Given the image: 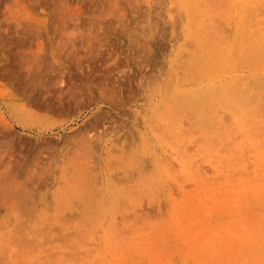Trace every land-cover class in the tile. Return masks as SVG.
I'll use <instances>...</instances> for the list:
<instances>
[{
    "label": "rangeland",
    "instance_id": "obj_1",
    "mask_svg": "<svg viewBox=\"0 0 264 264\" xmlns=\"http://www.w3.org/2000/svg\"><path fill=\"white\" fill-rule=\"evenodd\" d=\"M225 1L226 7L218 0L205 13L202 0H0V264H264V66L240 61L238 67L236 58L232 69L215 67L191 78L182 71L183 61L188 60L184 53L193 49L192 38L202 25L208 24L207 32L213 29L218 39L225 35L223 42L233 43L232 48L238 37L251 47L264 45V0H252L249 5V0ZM242 3L244 8L238 6ZM256 4L261 9L256 10ZM219 9H224L226 16L218 14ZM214 15L218 22L222 17L225 24L215 23ZM215 24L220 29L215 30ZM255 35L262 39L253 43ZM224 72L238 80L237 85L246 83L241 89L244 115L240 116L241 124L252 121L250 125L246 122V129L243 125L239 128V117L228 119L232 114L224 105L214 104L210 109L209 116H217L218 124V120L212 123L211 117L206 119V112L198 113L204 104L200 95L229 77H224ZM164 100L175 107L170 116L176 119H167ZM183 100L187 109L180 107ZM172 102L178 104V110ZM162 111L169 122L163 121ZM176 111L184 118L177 117ZM223 119L236 121L227 125L234 129L235 124V129H226ZM155 120L159 123L154 126L150 121ZM200 121L208 124L200 128ZM210 122L217 124L215 132H209L212 140L217 134V142L221 138L217 148L205 144L209 134L205 143L199 144ZM170 123L173 133L180 128V139L176 133L177 140L172 138ZM187 129L196 133L190 140L192 134L188 136ZM165 130L169 137L164 136ZM85 160L93 165L91 173L96 180L91 184H96L95 196H99L95 201L100 202L95 205L93 201L97 209L92 204L86 212L90 218L83 215V195L79 194L80 199L78 193L84 192V187L76 178L79 171L74 173ZM170 162L174 166L165 173ZM132 168L136 174L128 180L129 185L125 177ZM150 172L153 177L147 176L149 181L144 183L143 176ZM234 176L240 179L236 181ZM130 188L136 192L130 194ZM73 214L75 218L70 217ZM80 214L81 219L85 216L82 220ZM64 215L75 220L68 221ZM63 219L74 223L73 228ZM112 226H117L119 238ZM20 229H28L30 237L25 235L24 240L21 236L25 243L21 240L19 246H23L18 250L14 239ZM64 234L74 237V242L69 238L65 242ZM74 243L81 249L75 250ZM78 249L84 257L82 251L78 255Z\"/></svg>",
    "mask_w": 264,
    "mask_h": 264
},
{
    "label": "bare ground",
    "instance_id": "obj_2",
    "mask_svg": "<svg viewBox=\"0 0 264 264\" xmlns=\"http://www.w3.org/2000/svg\"><path fill=\"white\" fill-rule=\"evenodd\" d=\"M176 1H177V0H176ZM181 1H182V0H181ZM217 1H218V0H202V2H200V3L203 4V5L205 6L204 11H205V13H206V12L208 11V10H206V8L210 7L211 5H213V4H214L215 2H217ZM219 1H223L222 3H219V4H222V7H226V5H224V4H226V1H225V0H219ZM224 1H225V2H224ZM229 1H230V0H229ZM235 1H236V0H235ZM239 1H240V0H239ZM244 1H245V0H244ZM259 1H260V0H259ZM194 2H195V1H194ZM231 2H232V1H231ZM241 2H242V0H241ZM241 2H240V3H241ZM249 2H252V0H249L247 5L250 4ZM257 2H258V1H257ZM181 3H182V2H181ZM211 3H213V4H211ZM228 3H229V2H228ZM236 3H237V2H236ZM198 4H199V3H198ZM201 4H199V5L201 6ZM199 5H198V7H199ZM203 5H202V7L204 8ZM223 5H224V6H223ZM237 5H238V4H237ZM237 5H236V7H237ZM240 5H241V6L243 5V8H244V3L239 4L238 6H240ZM247 5H246V6H247ZM256 5H257V6L255 7L256 10H257L258 8L261 9V6H260V5H259V7H258V4H256ZM182 6H183V4H182ZM184 6H185V5H184ZM227 6H228V5H227ZM186 7H187V6H186ZM186 7H185V8H186ZM216 7H218V6H216ZM232 7H233V6H232ZM247 7H248V6H247ZM262 7H263V6H262ZM199 8H200V7H199ZM229 8H230V7H229ZM240 8L242 9V7H240ZM240 8H239V9H240ZM252 8H253V9H252ZM252 8H251V10L254 11V10H255L254 7H252ZM197 9H198V8H197ZM210 9H212V8H210ZM224 9H227V8H224ZM224 9H223V10H224ZM234 9H235V8H234ZM181 10H182V9H181ZM184 10L187 11L186 9L183 8V11H184ZM195 10H196V8H194L193 12H195ZM200 10H201V9H200ZM200 10L198 9V11H200ZM219 10H220V9H219ZM223 10L221 9V10L218 12V14H220L222 17H223V14H224V13H227V12H223ZM227 10H228V9H227ZM229 10H230V9H229ZM229 10H228V11H229ZM232 10H233V8H232ZM242 10H243V9H242ZM245 10L248 11L247 9H244L243 12H245ZM213 11H214V8H213ZM221 11H222V12H221ZM190 12H191V10H190ZM209 12H211V11H209ZM234 12H236V11H234ZM234 12H232V14H233ZM259 12H260V11H259ZM184 13H185V12H184ZM240 13H242V11H241ZM240 13H239V14H240ZM185 14H186V13H185ZM195 14H196V13H195ZM195 14H194V15H195ZM218 14H216V16H217ZM232 14H231V15H232ZM253 14H254L253 16H255V11H254ZM186 15H187V14H186ZM194 15H193V16H194ZM196 15H197V17H198V14H196ZM196 15H195V17H196ZM224 15H225V14H224ZM227 15H228V14H227ZM237 15H238V14H237ZM193 16H192V17H193ZM216 16L214 15L213 18L216 17ZM218 16H219V15H218ZM221 16H220V17H221ZM225 16H226V15H225ZM192 17H191V18H192ZM195 17H194V19H196ZM222 17L219 18V22H218V20H217L218 17H217V19L214 18L215 23H219L220 25H222L223 23L225 24V22H222V20H223ZM228 17H229V16H228ZM231 17H232V16H231ZM239 17H240V16H239ZM241 17H242V15H241ZM243 17H244V16H243ZM243 17H242V18H243ZM245 17H246V16H245ZM250 17H251V16H250ZM203 18H204V17H203ZM234 18H235V17H234ZM251 18H254V17H251ZM188 19H189V18H187V20H188ZM197 19H198V18H197ZM205 19H207V17L204 18L203 20H205ZM221 19H222V20H221ZM229 19H230V17H229ZM231 19H232V18H231ZM201 20H202V19H201ZM211 20H212V16H210V21H209V22H211ZM214 20H213L212 23H214ZM243 20H245V18H243ZM249 20H250V19H249ZM263 20H264V19H263ZM191 21H192V19H191ZM194 21L198 23V20H197V21L194 20ZM220 21H221V22H220ZM234 21H235V20H234ZM236 21L239 22V19L236 20ZM245 21H246V20H245ZM245 21H241V22H242V25H243V22H244V23L247 22V21H246V22H245ZM254 21H255V20H254ZM260 21L263 22L262 19H261ZM189 22H190V21H189ZM192 22H193V21H192ZM205 22H206V21H205ZM250 22H251V20H250ZM258 22H259V21H258ZM258 22H257V23H258ZM190 23H191V22H190ZM207 23H208V21H207ZM232 23H233V22H232ZM239 23H240V22H239ZM188 24H189V23H188ZM193 24H195V23H193ZM193 24H192V27H193ZM219 24H217V25L215 24V25H216L215 28H214L215 30L220 29L221 26H218ZM246 24H249V21H248ZM246 24H245V25H246ZM250 24H251V23H250ZM254 24H255V23H254ZM259 24H260V22H259ZM189 25L191 26V24H189ZM189 25H188V26H189ZM205 25H206V24H205ZM235 25H236V24H235ZM239 25H240V24H239ZM239 25H238L237 27H239ZM242 25H241V26H242ZM251 25H252V24H251ZM186 26H187V25H186ZM186 26H185V27H186ZM194 26H195V25H194ZM202 26H203V27L198 28L199 30L197 29L198 33L196 32V33L194 34V35H197V36H196L197 38L194 36V38H192L194 41H193L192 39H191L192 41H191L190 39H189V41H188V42H190V41L192 42L193 49H192V46H190L192 50H191L190 52H189V50H187V51H188L187 54L184 53V55H186L185 58H187V56H188V60H186L187 62H186V61H183V62H184V67H183L184 69H183V68H181L180 70L178 69L180 72H181V70L183 69L182 71H184V74H185L186 77L189 76V78H191L192 76H195V74L197 75V74H201V73L208 72V71H210V70H213L215 67H219V68H221L220 66H223V67H226V68L229 69V67L231 68V66H232L233 63L235 62L236 58L238 59V63L236 62L235 65H236V64H239L240 61L243 62L242 64H244L245 61H247V62H245V63H248V61H249V62H253V64H254L255 66H254L253 64H252V65H253L254 67H256V66L258 67V66H259V67L261 68V67L264 66V45H260L259 47H257V46H255V47H251V46L249 45L250 42L248 43L246 40H243V38L241 39V37H238V35H237L238 38H237V40L235 41V44H234L236 48H235V47L232 48V46H233L232 44H233V43H232V44H229V45H228V43H227V44L225 45V42H223V41H225V40H222V38H221L222 36H225V35H222V36H221L222 32H223V34L225 33L224 31L220 32L221 34L219 35V37H220V36H221V37H220L219 39H221V40H219L218 37L214 34L213 29H211V32H210V30H209V32H207V29H208L207 27L209 26L208 24H207L206 26H204V25H202ZM228 26H230V25H228ZM232 26H233V25H232ZM255 26H256V25H255ZM210 27L213 28L214 26H211V24H210ZM217 27H218V28H217ZM230 27H231V26H230ZM251 27H252V26H251ZM183 28H184V27H183ZM195 28H196V26L193 27V29H194L193 31L196 30ZM201 28H202V29H201ZM222 28H223V26H222ZM242 28H243V27H242ZM262 28H263V27H262ZM262 28H260V30H262ZM184 29H185V28H184ZM189 29H190V28H189ZM200 29H201V30H200ZM233 29H234L235 32H237L236 30H238V28L235 30L234 26H233ZM239 29H240V28H239ZM244 29H245V28H244ZM252 29H253V27H252ZM252 29H251L250 32H252ZM193 31H192V32H193ZM219 31H220V30H219ZM219 31H218V32H219ZM239 31H240V30H239ZM239 31H238V33H239ZM241 31H242V30H241ZM256 31H257V33H258L259 35L262 33V31H260V32H261V33H260L259 30H257V29H256ZM256 31H255V32H256ZM187 32H188V30H187ZM192 32H191V33H192ZM216 32H217V31H216ZM242 32H243V31H242ZM191 33H190V34H191ZM193 33H194V32H193ZM231 33H232V32H231ZM247 33H248V32H247ZM263 33H264V31H263ZM263 33H262V34H263ZM186 34H187V33H186ZM216 34H217V33H216ZM225 34H226V33H225ZM241 34H242V33H241ZM243 34H244V33H243ZM248 35L250 36V34H248ZM212 36H214V37H212ZM231 36H232V35H231ZM231 36H230L229 38H231ZM233 36H234V35H233ZM256 36H257V35H255L254 39L252 40L253 43H254L255 41H257L259 37H261V36H257V37H256ZM188 37L191 38L190 36H188ZM226 37H227V36H226ZM226 37H225V38H226ZM247 37H248V36H247ZM184 38H185V37H184ZM195 38H196V40H195ZM223 38H224V37H223ZM244 38H245V37H244ZM248 39L251 41V36L248 37ZM259 39L261 40L262 38H259ZM229 40H231V39H229ZM263 40H264V39H263ZM186 42H187V41H186ZM191 42H190V43H191ZM233 42H234V40H233ZM230 43H231V42H230ZM251 43H252V42H251ZM190 45H191V44H190ZM187 46H189V43H187ZM185 48H187V47H185ZM184 50H185V49H184ZM184 50L182 49V51H184ZM182 51H181V52H182ZM178 53H180V52H178ZM182 53H183V52H182ZM250 53H252V55H249ZM180 54H181V53H180ZM185 58H184V59H185ZM183 62L181 61V63H179V62H178V63L182 65ZM185 62H186V64H185ZM179 64H178V65H179ZM174 65L177 66V63H175ZM181 65H179V66L182 67ZM179 66H178V67H179ZM240 66H241V65L239 64L238 67H240ZM178 67H177V68H178ZM235 68H237V66H236ZM223 69H224V68H223ZM231 69H232V68H231ZM176 70H177V69H176ZM254 70H255V69H254ZM221 71H222V70H221ZM224 71H225V70H224ZM175 72H176V71H175ZM217 72H218V70H217ZM228 72H229V71H228ZM182 73H183V72H181V74H182ZM224 73H225V72H224ZM224 73H223V74H224ZM236 73H238V71H236ZM251 73H252V72H251ZM257 73H259V72H256V74H257ZM179 74H180V73H179ZM223 74H222V75H223ZM228 74H229V73H228ZM228 74L225 73L224 77H225L226 75H228ZM259 74H260V73H259ZM190 75H191V77H190ZM202 75H203V74H202ZM208 75H209V74H208ZM231 75H232V73H231ZM234 75H236V74L234 73ZM240 75H241V74H240ZM209 76H212V75H209ZM228 76H229V75H228ZM238 76H239V73H238ZM238 76H237V79H238ZM241 76H244V75L242 74ZM182 77H183V75H182ZM198 77H200V76H198ZM252 77H253V74H252ZM180 78H181V77H180ZM180 78H179V79H180ZM184 78H185V77H184ZM200 78H201V77H200ZM207 78L209 79V77H207ZM207 78H206V79H207ZM221 78H222V77H221ZM221 78H220V79H221ZM226 78H228V79H226ZM226 78H225V79L222 78L223 80H220V79H219L220 81H219L217 84H215V85H213V86L211 85L210 87H207V88L205 89V90H206L205 92H203V91H202L203 93L201 92L202 95H200V93H199L200 97H202V100H201V101H202L204 104L201 106V110H199L200 112H198V113H199V115H200V114H204V112H206L205 114L208 115V116L204 115V117H205L206 119H207V117H211V118L214 120V121H213V120L211 119V122H212V123L215 122V120H216V121L218 120V119H217V116H216V117H215L214 115L209 116V115H210L209 113H212L210 109H213V108H212V107H213L212 105H214V104H217V105H224L225 107H228V108H229V109L227 108V110H229V112H230L232 115H229L228 117H230V118H228V119H233V118H234V120H236V117H239L240 120H241V117H240V116H241V115H244V114H243L244 111L242 112V110H243V106H244V103H243L244 99H243L242 96H241V89L245 88V86H246L245 84H246V83H245V81L243 80L244 82L241 81L242 83H240L239 85H237V81H238V80L233 79L231 76L226 77ZM239 78H241V77H239ZM250 78H251V76H250ZM175 79H176V77H175ZM251 79H252V78H251ZM263 79H264V77H263ZM180 80H181V79H180ZM198 80H199V79H198ZM167 81H168V80H167ZM200 81H201V80H200ZM170 82H171V81H170ZM184 82H186V81H184ZM184 82H183L182 84H184ZM205 82H206V81H205ZM260 82H261V81H260ZM174 83H176V82H173V84H174ZM193 83H194V82H193ZM197 83H198V82H197ZM197 83H196V84H197ZM213 83H214V82H213ZM213 83H212V84H213ZM185 84H186V83H185ZM187 84H188V83H187ZM202 84H204V82H203ZM259 84H260V83H259ZM259 84H258V85H259ZM194 85H195V84H194ZM263 85H264V84H263ZM179 86H180V85H179ZM181 86H182V85H181ZM193 87H194V86H193ZM176 88H178V87H176ZM176 88H175V89H176ZM180 88H181V87H180ZM183 88H184V87H183ZM187 88H189V86H188ZM187 88H186V89H187ZM202 88H204V87H202ZM247 89H248V91H249V88H247ZM247 89H246V90H247ZM176 90L178 91V89H176ZM244 90H245V89H244ZM244 90H243V91H244ZM250 90H251V89H250ZM185 92H186V91H185ZM246 93H247V92H246ZM248 93H249V92H248ZM248 93H247V94H248ZM196 94H197V92H196ZM243 94H245V93H242V95H243ZM199 95H194V96H199ZM245 96H246V95H245ZM176 97H177V96H176ZM179 97H180V96H179ZM187 97H189V96H187ZM181 98H182V97H181ZM181 98H180V100L183 99V98H182V99H181ZM185 98H186V97H185ZM189 98H190V97H189ZM192 98H193V97H192ZM163 99H164V97H163ZM167 99H169V98H167ZM176 99H178V98H176ZM176 99H175V102L180 101V100H177V101H176ZM187 99H188V98H187ZM187 99H186V101L188 102ZM190 99H191V98H190ZM190 99H189V101H190ZM194 99L196 100V97H194L193 100H194ZM161 101H162V100H161ZM166 101H167V100H166ZM183 101L185 102V100H183ZM197 101H198V100H197ZM197 101H196V102H197ZM201 101H200V102H201ZM164 102H165V100H164ZM177 103H178V102H177ZM197 103H198V102H197ZM231 103L233 104V106H231ZM252 103H253V102H251L250 104L252 105ZM161 104H162V103H161ZM165 104H166V107H165ZM165 104H162V105H164L162 109L165 111V113H167V115L169 114L168 116H170V115L173 116V115L175 114V113H174L175 110L173 111V109H175L174 106L177 105V106H176V109H177V107H179V106H178L179 103L175 105V104H173V102H172V104L174 105V106H173V107H174L173 109H172V105H171V107H170L169 100H168V102H165ZM190 104H192V103H189V102H188V105H189V106H190ZM198 104H200V103H198ZM198 104H196V105L199 106ZM167 105H168V106H167ZM181 105H183L182 107L186 106V102H185V104H182V103H181V104H180V107H181ZM192 105H193V104H192ZM196 105H194V106H196ZM153 106H154V105H153ZM159 106H160V105H159ZM159 106H157V107H159ZM224 106H223V107H224ZM186 107H187V106H186ZM214 107H215V106H214ZM219 107H220V106H219ZM219 107H218V108H219ZM225 107H224V108H225ZM249 107H250V106H249ZM184 108H185V107H184ZM197 108H198V107H197ZM224 108H222V109H224ZM246 108H247V107H246ZM179 109H180V108H179ZM181 109H183V108H181ZM181 109H180V110H181ZM185 109H187V108H185ZM188 109H189V107H188ZM216 109H217V108H216ZM230 109H231V110H230ZM160 110H161V108H160ZM177 110H178V109H177ZM189 110H191V109H189ZM244 110H245V109H244ZM254 110H255V109H254ZM157 111H158V110H157ZM164 111H162L163 114H162V112H161L162 115L159 113V114L161 115V117H164V120H163V121H165V122L168 121V122H169V120L172 119V118H173V119H174V118L176 119L175 116L172 117V118H171V116H170V117H167V119L170 118L169 120L165 119L166 117H165V115H164V114H165ZM166 111H167V112H166ZM216 111H217V110H216ZM178 112H180V111H176V113H177L176 116H177V117H182V118H184V116H179V113H178ZM188 112L190 113V111H188ZM188 112H187V113H188ZM191 112H192V111H191ZM251 112H252V111H251ZM261 112H262V110H261ZM261 112H260V113H261ZM183 113H185V112H183ZM191 114H192V113H191ZM215 114H216V112H215ZM262 114H263V113H262ZM167 115H166V116H167ZM180 115H181V113H180ZM183 115H184V114H183ZM186 115H188V114H186ZM186 115H185V116H186ZM189 115H190V114H189ZM194 116H195V117H194ZM200 116H201V115H200ZM256 116H257V115H256ZM196 117H197V116L194 114V115H193V118H196ZM231 117H233V118H231ZM150 118H151V117H150ZM193 118H192V115H191L190 120L193 119ZM220 118H222V117L220 116ZM245 118H248V117H245ZM257 118H258V117H257ZM152 119H154V118H152ZM178 119H179V118H178ZM248 119H250V118H248ZM253 119H254V121H255L256 118L254 117ZM158 120H159V119H158ZM179 120H180V119H179ZM209 120H210V119H209ZM224 120H225V123H227V122L229 121V120H227V119H223V121H224ZM234 120L230 121V122H232V123H230V122L227 123L226 126L229 125V126L231 127V125L233 124V122L236 123V121H234ZM240 120H237V122L239 123ZM159 121H160V120H159ZM174 121H175V120H174ZM174 121H173V122H174ZM195 121H196V119H195ZM226 121H227V122H226ZM150 122H151V124H153V125H154V123H157V124L159 123L158 121L156 122V120H155V122H154V121H150ZM173 122H172V123H173ZM177 122H178V120H177ZM177 122H176V123H177ZM179 122H180V121H179ZM182 122L184 123V121H182ZM189 122H190V121H189ZM192 122H193V121H192ZM192 122H191V123H192ZM211 122L209 123V125L211 124ZM219 122H220V121L218 120V121L215 122V123L218 124ZM246 122H249V121L247 120ZM246 122H245V125H244V124H241V123H242V120H241V121H240V124L238 125L239 128H240V126H242V125H243V128H245V127L247 126V125H246ZM251 122H252V121H251ZM251 122H249V125H250ZM148 123H149V122H148ZM161 123H162V121H161ZM172 123H170V124H171V126H170L171 128H169V127H168L169 125H168V126L166 127V129L169 128V130H170V132H171V136H172V138H173V136H174L173 139L177 140V137L180 139V135H179V133H180V131H179L180 128H179V129H176V131H177L178 133L174 132V133H176V134H175V135L177 136V137H176V136L174 135V133H173V130H172V128H173L172 125H173L175 122H174L173 124H172ZM183 123H180V124H183ZM203 123H205V122L203 121ZM203 123H201V121H200V123H199V124H200V128L202 127V124H203ZM221 123H222V122H221ZM223 123H224V122H223ZM193 124H195V123H193ZM197 124H198V121H197L196 125H197ZM206 124H208V123L206 122L204 125H206ZM217 124H215V125H214V124L210 125V128H209V125H207V128L210 129V131L208 130V132L206 133L205 131H207V128H205V131H204V134H205V135L202 134V135H203L202 138H201L202 140L199 141V144H200L202 141L205 143V137H206L207 134H209V132H210V134L215 132V129H216V125H217ZM247 124H248V123H247ZM253 124H254V123H253ZM146 125H147V123H146ZM159 125H160V124H159ZM174 125H175V124H174ZM189 125H190V124H189ZM191 125H192V124H191ZM223 125H224V124H223ZM7 126H8V124H7ZM154 126H155V125H154ZM157 126H158V125H156V128H155V129H157ZM160 126H162V125H160ZM164 126H165V125H164V123H163V127H161L162 129H159V128H158V129L160 130V132H161V133H160V132L158 131L160 135L163 133V128H164ZM198 126H199V125H198ZM226 126H225V127H226ZM229 126H227L226 129H229V130L231 129V130L233 131V130L235 129V126H236V125L234 124V129L229 128ZM238 126H237V127H238ZM244 126H245V127H244ZM263 126H264V125H263ZM5 127H6V126H5ZM150 127H151V126H150ZM178 127H181V126L179 125ZM191 127H192V126H191ZM193 127H195V126H193ZM249 127H250V126H249ZM152 128H153V127H151V129H152ZM182 128H183V126H182ZM196 128H197V126H196ZM200 128H199V129H200ZM218 128H219V127H218ZM239 128H238V129H239ZM243 128H242V129H243ZM259 128H260V127H259ZM261 128H262V126H261ZM148 129H149V128H148ZM174 129H175V128H174ZM183 129H184V128H183ZM190 129H193V128H189V130H190ZM220 129H221V130H220ZM242 129H241V130H242ZM245 129H246V128H245ZM245 129H243V130H245ZM189 130L187 129V131H188L187 135H188V136H189V133H190V135H191L193 132L195 133V131L190 132ZM218 130H219V131H222V130H223V127H220ZM248 130H251V129H248ZM8 131H9V130H8ZM156 131H157V130H156ZM181 131H182V134H185V132L183 133L184 130H181ZM197 131H198V130L196 129V132H197ZM245 131L247 132V130H245ZM251 131H252V130H251ZM148 132H149V131H148ZM148 132H147V134H148ZM151 132H152V134H153V133L155 132V130H154V132H153V131H151ZM151 132H150V134H151ZM222 132H226V131H222ZM222 132H218V133H221V134H222ZM164 133H165L164 136H168V137H169V134H170V133H168V135H167V134H166V130H165ZM202 133H203V132H202ZM248 133H249V131H248ZM248 133H247V137H248ZM135 134H136V133H135ZM140 134H141V131H140ZM152 134H151V135H152ZM180 134H181V133H180ZM195 134H196V133H195ZM195 134H192L191 137L189 138V140H190V139L192 138V136L195 135ZM210 134H209V136H208L209 139L207 138V140H206L207 142H206L205 144L212 145V147L217 148L218 144L220 143L221 138H220V140L218 139L219 141L217 142L216 138H217L218 134L216 133L217 136H215V137H216V138H214L215 140H212L213 137H211L212 134H211V135H210ZM260 134H261V133H260ZM148 135H149V134H148ZM199 135H200V133H199ZM213 135H215V134H213ZM252 135H253V134H252ZM140 136H141V135H140ZM162 136H163V135H162ZM181 136H183V135H181ZM184 136L186 137V134H185ZM184 136H183V137H184ZM228 136H230V135H228ZM257 136H258V135H257ZM193 137H194V136H193ZM210 137H211V138H210ZM218 137H219V136H218ZM262 137H263V136H260L259 138H262ZM170 138H171V137H170ZM248 138H249V140H250V135H249ZM254 138H255V137H254ZM184 139H188V137H186V138H184ZM210 139H211V141H209ZM192 140H193V139H192ZM231 140H232V138H231ZM251 140H252V139H251ZM253 140H254V139H253ZM253 140H252V141H253ZM263 141H264V138H263ZM182 142H183V141H182ZM212 142H215V143H212ZM132 143H133V142H132ZM210 143H211V144H210ZM217 143H218V144H217ZM230 143H231V141H230ZM254 143H256V142H254ZM91 144H92V143H91ZM93 144H94V143H93ZM95 144H97V143H95ZM213 144H214V146H213ZM232 144H233V143H232ZM249 144H250V143H249ZM89 145H90V143H89ZM216 145H217V146H216ZM250 145H254V144L251 142ZM250 145H249V146H250ZM256 145H257V144H256ZM256 145H254V146H256ZM92 146H93V145H92ZM257 146H259V145H257ZM93 147H94V146H93ZM89 149H90V148H89ZM254 149H255V148H254ZM254 149H253V150H254ZM90 150H91V149H90ZM92 150H93V149H92ZM128 151H129V150H128ZM240 151H241V150H239V153H238V154H240ZM182 152H183V151H182ZM109 153H110V152H109ZM124 153H126V152H124ZM166 155H167V154H166ZM166 155H165V156H166ZM123 156H124V155H123ZM154 157H155V155H154ZM162 157H163V156H162ZM159 158H160V157H159ZM169 158H170V155H169ZM182 158H183V157H182ZM187 158H188V157H187ZM83 159H85V158L83 157ZM154 159H157V158H154ZM161 159H162V158H161ZM161 159H160V160H161ZM188 159L190 160V156H189ZM149 160H150V159H149ZM160 160H159V161H160ZM165 160H166V159H165ZM87 161H88V160H85V161L81 162V164L79 163L80 165L78 166V169L76 168L75 171L73 170L74 173L77 172V171H79V172L76 173V175H77L76 178L79 180V181H78V180H77V181H78V182L84 187L85 195H84L83 190H82L83 194H82L81 190H79V193H78V191H77L78 196L80 197V199L82 198L81 195H83V200H81V201H83V203H82L81 201H77V202H78L79 204H80V202L82 203V206H83V210H82V211H83V213H84L83 215H85V216L88 214V213L86 214V212L91 208L92 204H93V207H94L95 209H97V207L94 206V202H95V205H96V201H97V200L95 201V199L99 196L97 193H96V196H95V188L97 189V187H95L96 184H95V186H94L93 184H91V183H95V180H96V178L94 177V175H92V173H91V170H92L91 168L93 167V165L90 166V162H87ZM154 161H156V160H154ZM159 161H158V163H159ZM161 161H162V160H161ZM163 161H164V159H163ZM170 161H171V160H170ZM133 162H134V161H133ZM140 162H142V161H140ZM156 162H157V161H156ZM178 162H181V161H178ZM182 162H183V161H182ZM182 162H181L180 164H183V163H184V162H183V163H182ZM154 163H155V162H154ZM162 163H163V162H162ZM168 163H169V162H168V160H167V165H168ZM170 163H171V164H169V167H170V168L168 167V169L166 168L167 165L165 164V167H164V168H166V169H165V173H167L166 170H168V173L171 172L169 169H172V168H173V167L171 168V165H173V163H172V162H170ZM257 163H258V162H257ZM138 164H139V163H138ZM156 164H157V163H155V167L158 165V164H157V165H156ZM261 164H262V163H261ZM261 164H260V165H261ZM159 165L161 166V164H159ZM163 165H164V163H163ZM183 165H184V164H183ZM138 166H139V165H138ZM160 166H159V167H160ZM173 166H174V165H173ZM261 166H262V165H261ZM155 167H154V168H155ZM253 167H254V166H253ZM164 168H163V169H164ZM156 169H157V170H156ZM156 169H155V170L158 172L159 170H158L157 167H156ZM127 170H128V169H126V171L124 170V174H123L124 177H125V172H126V174H127V172H128ZM145 170H146V169H145ZM145 170H144V173H145ZM257 171H258V170H257ZM258 172H259V171H258ZM74 173H73V174H74ZM158 173L161 174L162 171H160V172H158ZM235 173H236V172H235ZM250 173H252V172H250ZM250 173H249V174H250ZM128 174H130V175H128L127 177H125V179H126L125 181H127V183L130 182L131 177H133L134 174H136V173H134L133 168H132V171H131V172H128ZM137 174H138V172H137ZM141 174H142V173H141ZM152 174H153V171H152ZM152 174H151V172H150V174L143 176V178L145 179V182H144V183H147V181H149V180H147V179H148L147 176L152 175ZM117 175H118V174H117ZM132 175H133V176H132ZM142 175H143V174H142ZM235 175L237 176V173H236ZM238 175H239V176L241 175L240 177H243V173L241 174V172H239V171H238ZM111 176H114V175L112 174ZM115 176H116V175H115ZM135 176H136V175H135ZM120 177H122V176H120ZM146 177H147V179H146ZM149 177H150V176H149ZM152 177H153V175H152ZM229 177H230V176H229ZM229 177H228V178H229ZM74 178H75V176L73 177V181H76V180H75L76 178H75V179H74ZM97 178H98V177H97ZM111 178H112V177H111ZM228 178H227V179H228ZM113 179H114V178H113ZM120 179H121V178H119L118 180L120 181ZM234 179H235V176H234ZM236 179L238 180V179H240V178H236ZM236 179H235V180H236ZM262 179H263V178H262ZM262 179H261V180H262ZM111 180H112V179H111ZM114 180H115V179H114ZM118 180H116V182H117ZM128 180H129V182H128ZM132 180H134L135 183H136V181H137V180H135V178H134V179L132 178ZM141 180H142V176H141ZM237 180H236V181H237ZM263 180H264V179H263ZM73 181H71V182H73ZM80 181H81V182H80ZM122 181H123V178H122ZM122 181H121V183L124 182V181H123V182H122ZM134 181H132V182H134ZM142 181H144V180H142ZM236 181H235V182H236ZM251 181H252V179H251ZM251 181H250V183H251ZM78 182H75V183H76L77 185H80ZM132 182H131V184H132ZM228 182H229V180H228ZM230 182L232 183L233 180L231 181V179H230ZM121 183H120V184H121ZM127 183H125V184L127 185ZM233 183H234V182H233ZM254 183H256V181L253 180L251 184L254 185V186H256ZM263 183H264V181H263ZM90 184H91V185H90ZM153 184H154V183H153ZM234 184H235V183H234ZM243 184L245 185V183H243ZM243 184L239 186L240 189L244 187ZM251 184H250V185H251ZM257 184H258V183H257ZM81 185H80V187L82 188ZM129 185H130V183H129ZM129 185H127L126 187L128 188ZM138 185H139V184H138ZM138 185H137V187H139ZM247 185H248V183H247ZM131 186H132V189H133L134 186H133V185H131ZM245 186H246V185H245ZM248 186H249V185H248ZM78 187H79V186H78ZM126 187H125V188H126ZM113 188H114V187H113ZM127 188H126V190L128 191L129 188H128V189H127ZM135 188H136V185H135ZM135 188H134V189H135ZM246 188H247V186H246ZM254 188H255V187H254ZM252 189H253V188H252ZM252 189H250V190H252ZM258 189H259V188H258ZM247 190H248V188H247ZM250 190H249V191H250ZM254 190H257V187H256V189H254ZM97 191H98V190H97ZM97 191H96V192H97ZM98 192H100V191H98ZM129 192H130V194H131V193L133 194V192H136V191H132L131 188H130V191H129ZM80 193H81V195H79ZM137 193H138V191H137ZM182 193H183V192H182ZM134 194H135V193H134ZM250 195H251V194H250ZM250 195H249V196H250ZM75 196H76V195H75ZM134 196H135V195H134ZM76 197H77V196H76ZM79 197H78V198H79ZM95 197H96V198H95ZM251 197H252V196H251ZM102 198H103V197H102ZM78 200H79V199H78ZM93 201H94V202H93ZM97 203L100 204L99 201H97ZM74 204H75V203H74ZM80 205H81V204H80ZM80 205H79V206H80ZM76 206H77V205H76ZM71 209H72V208H71ZM76 209H77V208H76ZM73 210H74V208H73ZM92 210H93V209H92ZM92 210H91V211H92ZM70 211H71V210H70ZM77 211H78V209H77ZM80 211H81V210H80ZM134 212H135V211H134ZM74 213H75V212H74ZM77 213H78V212H77ZM81 213H82V212H81ZM89 214H90V212H89ZM89 214L87 215L88 217H89ZM77 215H79V213H78ZM83 215L80 214V220H82V219L85 217V216H84V217L81 219V216H83ZM100 215H102V214H100ZM100 215H99V216H100ZM132 215H133V214H132ZM64 216H65L64 218H65L66 220H68V221H70L73 217L75 218V215H74V214H73V216H72V215H71V216L69 215L70 217H72L70 220L66 218L67 215H64ZM90 216H91V214H90ZM134 216H135V215H134ZM56 217H57V216H56ZM70 217H68V218H70ZM135 217H136V216H135ZM77 218H78V216H77ZM89 218H90V217H89ZM98 218H99V217H98ZM139 218H140V217H139ZM56 219H57V218H56ZM85 219H86V218H85ZM85 219L83 220V223H84ZM113 219H114V217H113ZM136 219H137V218H136ZM63 220H64V219H63ZM66 220L63 221L64 224H66L67 227H68V226H69V227H70V226L72 227L74 223L72 222L73 224L71 223L72 225H70V223L67 222ZM72 220H75V219H72ZM18 221H19V220H17V222H18ZM26 221H27V220H26ZM26 221H25V223H26ZM77 221H78V220H77ZM98 221H99V220H98ZM20 222H22V221H20ZM20 222H19V223H20ZM66 222L69 223V225H68ZM75 222H76V221H75ZM77 223H78V222H77ZM80 223H81V222H80ZM86 223H87V222H86ZM84 224H85V223H84ZM84 224H83V226H84ZM15 225H16V224H15ZM15 225H14V226H15ZM75 225H76V224H75ZM81 225H82V223H81ZM32 226H34V225H32ZM62 226H64L63 223H62ZM62 226H61V227H62ZM114 226H115V225H114ZM22 227H23V226H22ZM25 227H26V225H25ZM78 227H79V226H78ZM87 227H88V226H87ZM23 228H24V227H23ZM26 228H27V227H26ZM58 228H59V227H58ZM64 228H65V227H64ZM72 228H73V227H72ZM75 228H76V227H75ZM83 228L85 229V226H84ZM68 229H70V228H68ZM112 229H113L112 231L114 232V234H116L115 237L119 238V234H118L119 232H117V230H118L117 226H116V228H113V226H112ZM26 230L29 231L28 229H26ZM26 230H24V229L21 230V229H20L18 232H20L22 235L19 234V235H17V237H15V239H14V241L17 242V245H18V246L16 245V247H17L18 250H20L19 248H21V247L23 246V245H21V247L19 246V245H20V241L22 240V241H21V244H24V243H25V242H23L24 240H26V239H25V235L28 236V237H30V234H27L28 232H26ZM52 230H53V229H52ZM62 230H63V229H62ZM62 230H61V231H62ZM65 230H66V229H64L63 231H65ZM88 230H90V229H88ZM23 231H25V232H23ZM35 231H36V230H35ZM50 231H51V230H50ZM112 231H111V232H112ZM14 232H15V230H14ZM22 232H23V233H26V234H23ZM29 232H30V231H29ZM80 232H83V233H84V231H80ZM80 232H79V233H80ZM89 232H91V231H89ZM33 233H34V232H33ZM36 233H37V232H36ZM65 233H66V232H65ZM75 233H76V232H75ZM79 233H78V234H79ZM70 234H71V233H70ZM72 234H73V233H72ZM14 235H16V234H14ZM38 235H39V234H38ZM67 235H69V234H64V236H63V237H66L67 240H65V239L62 238L63 240H61V241H64V240H65V242H66V241H70V240H71L72 242H74V241H73L74 237H73V239H72L70 236L68 237ZM10 236H11V238H12V235H10ZM21 236H23L24 240L22 239ZM76 236H77V235H76ZM82 236H83V234H82ZM86 236H88V233H87ZM39 237H40V235H39ZM19 238H21V239L19 240ZM36 238H37V237H36ZM68 238H69L70 240H69ZM75 238H76V237H75ZM79 238H81V236H80ZM17 239H18V240H17ZM59 239H60V238H59ZM115 239H116V238H115ZM75 240H76V239H75ZM78 240H79V239H78ZM82 240H83V239H82ZM82 240H81V241H82ZM79 241H80V240H79ZM81 241H80V242H81ZM15 242H14V245L16 244ZM18 242H19V243H18ZM56 242H57V241H56ZM72 242H71V243H72ZM80 242H79V243H80ZM11 243H13V242L11 241ZM71 243H70V244H71ZM262 243H263V242L260 241V244H262ZM53 244H54V243H53ZM74 244H76V243H74ZM74 244H73L72 246H75V247H74L75 250L77 249V247H80V246H78V243L76 244L77 246L74 245ZM80 244H82V243H80ZM80 244H79V245H80ZM263 244H264V243H263ZM263 244H262V245H263ZM67 246H68V245H67ZM81 246H82V245H81ZM83 246L85 247V245H83ZM50 247H51V246H50ZM54 247H55V246H54ZM65 247H66V246H65ZM69 247H70V245H69ZM69 247H68V248H69ZM52 248H53V247H52ZM262 248H263L262 250H264V245H263ZM53 249H54V248H53ZM61 249H63V248H61ZM70 249H71V248H70ZM80 249H81V247H80ZM5 250H7V249H5ZM59 250H60V249H59ZM69 251H70V250H69ZM72 251H73V250H72ZM79 251H80V250L78 249L77 252H79ZM81 251H82V253H83V250H81ZM81 251H80V252H81ZM5 252H6V251H5ZM5 252H4V253H5ZM80 252L78 253V255H79V254L82 255V253H80ZM90 252H91V251H90ZM8 253H9V252H8ZM17 253H19V252H17ZM15 254H16V253H15ZM263 254H264V252H263ZM13 255H14V254H13ZM21 255H24V254H21ZM60 255H61L60 257L63 256L62 253H61ZM84 255H85V254L83 253V257H84ZM16 256H18V255H16ZM19 256H20V255H19ZM263 256H264V255H263ZM26 257H27V255L25 254V257H24V258H26ZM58 257H59V255H58ZM78 257H79V256H78ZM81 257H82V256H81ZM22 258H23V257H22ZM85 258H86V257H85ZM85 258H81V259H85ZM92 258H93V257H92ZM6 259H7V258H6ZM12 259H13V258H12ZM12 259H11V260H12ZM57 259H58V258H57ZM81 259H80V261H81ZM58 260H59V259H58ZM78 260H79V259H78ZM62 261H63V259H62ZM8 264H9V263H8Z\"/></svg>",
    "mask_w": 264,
    "mask_h": 264
}]
</instances>
